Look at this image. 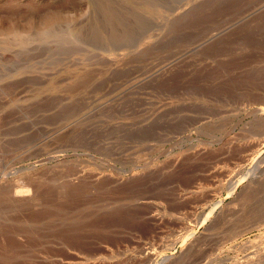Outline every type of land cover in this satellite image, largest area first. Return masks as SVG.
<instances>
[{
	"label": "rangeland",
	"instance_id": "374dc122",
	"mask_svg": "<svg viewBox=\"0 0 264 264\" xmlns=\"http://www.w3.org/2000/svg\"><path fill=\"white\" fill-rule=\"evenodd\" d=\"M0 264H264V0H0Z\"/></svg>",
	"mask_w": 264,
	"mask_h": 264
},
{
	"label": "bare ground",
	"instance_id": "6f19581e",
	"mask_svg": "<svg viewBox=\"0 0 264 264\" xmlns=\"http://www.w3.org/2000/svg\"><path fill=\"white\" fill-rule=\"evenodd\" d=\"M135 172V171H134ZM136 173V172H135ZM17 180V179H16ZM27 182V181H26ZM18 184V183H17ZM234 229V228H233ZM243 230V229H242ZM233 232H234V230H233ZM238 234V233H237Z\"/></svg>",
	"mask_w": 264,
	"mask_h": 264
}]
</instances>
